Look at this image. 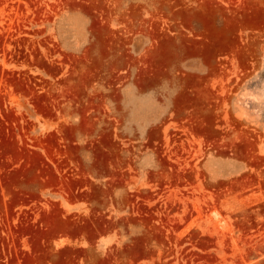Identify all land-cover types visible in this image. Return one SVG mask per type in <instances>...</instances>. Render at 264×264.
Returning <instances> with one entry per match:
<instances>
[{"label": "rangeland", "instance_id": "rangeland-1", "mask_svg": "<svg viewBox=\"0 0 264 264\" xmlns=\"http://www.w3.org/2000/svg\"><path fill=\"white\" fill-rule=\"evenodd\" d=\"M0 264H264V0H0Z\"/></svg>", "mask_w": 264, "mask_h": 264}]
</instances>
